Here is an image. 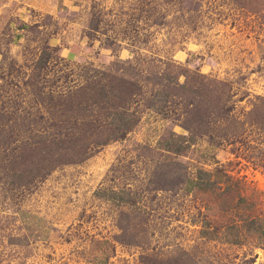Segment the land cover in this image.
<instances>
[{"label": "rangeland", "instance_id": "obj_1", "mask_svg": "<svg viewBox=\"0 0 264 264\" xmlns=\"http://www.w3.org/2000/svg\"><path fill=\"white\" fill-rule=\"evenodd\" d=\"M241 213L264 216V0H0V264H264L228 241Z\"/></svg>", "mask_w": 264, "mask_h": 264}, {"label": "trees", "instance_id": "obj_2", "mask_svg": "<svg viewBox=\"0 0 264 264\" xmlns=\"http://www.w3.org/2000/svg\"><path fill=\"white\" fill-rule=\"evenodd\" d=\"M83 88L84 87H80L79 89L82 90ZM114 95L115 93L112 91V87L111 89H108L105 85L96 84L95 87H92V86L88 87L87 91L85 92L77 91V93L73 95L72 102H74L73 104L76 107H78L82 103H87V105H90V106H100L102 105L101 103L103 100H105L108 97H112ZM152 105L154 106V104ZM121 107L122 108L119 110V112L116 111L117 117L115 118L117 120V123H119V130L117 132H112L114 133L113 137L115 138L123 137L125 133L128 130H130L131 127L133 126V123L131 122V118H130L131 115L129 113V108H125V106L123 105H121ZM89 115H93V114L91 113ZM200 120L201 122H206L205 118H200ZM67 122H71V121H67ZM84 122H86V120ZM62 146L63 145H61L60 147ZM215 173H217V177L220 175L226 176L229 179V181L232 182V178H231L232 176L227 171L223 170L222 168H217L214 172L207 171V170H200L197 178L201 182H205V185L208 186V184L211 181V176L212 175L214 176ZM180 183H182V185H184L183 187H185V189L187 190H191L194 187L199 185L194 178H191L189 176L184 178V180H182ZM175 185H177V183L163 184L162 186H160V189L172 190L173 187H175ZM231 185L227 184L225 189L228 188V191H236L241 187L242 183L240 179H236L233 185L232 186ZM238 194H239L238 195L239 197L236 200V204H235L236 206L235 207L231 206L230 208L231 211L234 209L238 210L239 208H241V204H242V209L243 208L244 210L251 209L249 206H246V204L248 203L247 197L243 195L242 193H238ZM241 217L242 218L239 221L234 220L230 224L229 228L231 229V233L234 235V238L228 241L229 242L231 241L233 244H243L244 241H246L248 236L250 235V236H254L258 240L259 243H264V216L257 215V214H245V213L242 214L241 213ZM203 233L205 234L204 236H207V238H211L209 232H203Z\"/></svg>", "mask_w": 264, "mask_h": 264}]
</instances>
